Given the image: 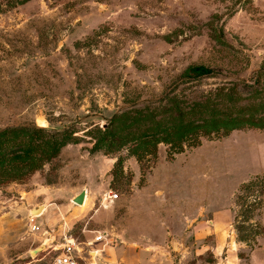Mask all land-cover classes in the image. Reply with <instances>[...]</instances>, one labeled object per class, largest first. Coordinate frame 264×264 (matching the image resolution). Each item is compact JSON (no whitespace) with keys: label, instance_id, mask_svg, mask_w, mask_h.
Wrapping results in <instances>:
<instances>
[{"label":"rangeland","instance_id":"rangeland-1","mask_svg":"<svg viewBox=\"0 0 264 264\" xmlns=\"http://www.w3.org/2000/svg\"><path fill=\"white\" fill-rule=\"evenodd\" d=\"M8 213L10 264L99 235L107 264H264V0H0Z\"/></svg>","mask_w":264,"mask_h":264},{"label":"crops","instance_id":"crops-1","mask_svg":"<svg viewBox=\"0 0 264 264\" xmlns=\"http://www.w3.org/2000/svg\"><path fill=\"white\" fill-rule=\"evenodd\" d=\"M25 202L27 201L25 200ZM39 206H43V210L40 217H38L37 220H34V222L38 223L37 225H39L40 228H44L46 226H56L59 229L60 227H63L62 222L65 220L66 213H75V210H77L73 206L61 204L54 196H48L40 204L30 207L25 205L24 208L28 211V218L30 217L31 210ZM10 218L11 215L8 213L4 220L0 222V264H10L14 260V247L12 245L14 243L15 235L18 234L17 224L20 225L21 219H17L16 224L14 222H10ZM91 248L92 251H88V253H90L89 257L82 254L83 258L85 259L81 262V264H107V260L111 261L114 257L118 260V258L121 257L120 253H114V251L109 248V245L103 242L94 243V245H91ZM31 251L33 250H30V252ZM22 256H25V254H22ZM256 259H259L257 255ZM127 260L129 264H145L142 263L141 260L137 261L136 257Z\"/></svg>","mask_w":264,"mask_h":264},{"label":"built area","instance_id":"built-area-1","mask_svg":"<svg viewBox=\"0 0 264 264\" xmlns=\"http://www.w3.org/2000/svg\"><path fill=\"white\" fill-rule=\"evenodd\" d=\"M117 195H109V198H117ZM33 232L39 230L34 227ZM103 235H99L95 239V243L103 242ZM84 250L78 245V243L72 237H65L64 242L59 250H55L56 254L52 257V264H81L85 258L82 254ZM90 252V251H89ZM90 255V253H88ZM89 257V256H88ZM91 257V256H90Z\"/></svg>","mask_w":264,"mask_h":264},{"label":"water","instance_id":"water-1","mask_svg":"<svg viewBox=\"0 0 264 264\" xmlns=\"http://www.w3.org/2000/svg\"><path fill=\"white\" fill-rule=\"evenodd\" d=\"M86 200V191H81V193L79 195H77L76 197H74L73 199V203L81 206L84 205ZM42 206L37 207L36 209L31 210L30 215H39L41 212ZM42 248V247H40ZM40 248L33 250L30 252L31 255H33L34 253H36L38 250H40Z\"/></svg>","mask_w":264,"mask_h":264},{"label":"trees","instance_id":"trees-1","mask_svg":"<svg viewBox=\"0 0 264 264\" xmlns=\"http://www.w3.org/2000/svg\"><path fill=\"white\" fill-rule=\"evenodd\" d=\"M190 72H198V74L202 75L208 71H206L204 68H197V69H192Z\"/></svg>","mask_w":264,"mask_h":264},{"label":"bare ground","instance_id":"bare-ground-1","mask_svg":"<svg viewBox=\"0 0 264 264\" xmlns=\"http://www.w3.org/2000/svg\"><path fill=\"white\" fill-rule=\"evenodd\" d=\"M82 191H86V189H83ZM86 197H87V191H86ZM82 206V205H81ZM42 210H43V206H42V209H41V212H40V214L39 215H41V213H42ZM33 231V230H32ZM46 245V244H45ZM47 246V245H46Z\"/></svg>","mask_w":264,"mask_h":264}]
</instances>
